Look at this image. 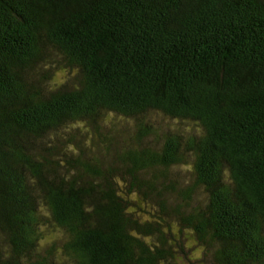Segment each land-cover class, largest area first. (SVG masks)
Instances as JSON below:
<instances>
[{
    "label": "trees",
    "instance_id": "obj_1",
    "mask_svg": "<svg viewBox=\"0 0 264 264\" xmlns=\"http://www.w3.org/2000/svg\"><path fill=\"white\" fill-rule=\"evenodd\" d=\"M193 249L264 264V0H0V264Z\"/></svg>",
    "mask_w": 264,
    "mask_h": 264
},
{
    "label": "rangeland",
    "instance_id": "obj_2",
    "mask_svg": "<svg viewBox=\"0 0 264 264\" xmlns=\"http://www.w3.org/2000/svg\"><path fill=\"white\" fill-rule=\"evenodd\" d=\"M64 73H61L59 70L52 69V74L50 76V82L53 84V86H58L65 80ZM69 74V73H68ZM67 75V74H66ZM67 76H70L67 75ZM49 82V83H50ZM152 121L155 125L160 126L163 129H168L174 127L175 129H188L192 128V125L186 124L185 122H176L174 119H168L167 117L163 116L160 113L153 112L151 114ZM127 123H124V126ZM175 174L179 177L178 179L180 181H189V173L186 171V167H176L174 168ZM48 236L45 235L43 243H41L42 246L47 247L49 242L51 241H60L61 240V233L59 231L54 232L53 235H51L48 239ZM47 239V240H45ZM201 254L200 251L197 249H193L190 252L189 258L191 259V262H188L187 260L184 261V264H208V262H202L201 261Z\"/></svg>",
    "mask_w": 264,
    "mask_h": 264
}]
</instances>
